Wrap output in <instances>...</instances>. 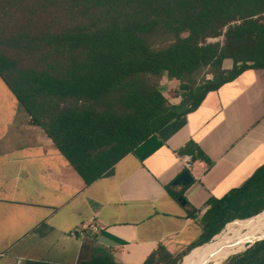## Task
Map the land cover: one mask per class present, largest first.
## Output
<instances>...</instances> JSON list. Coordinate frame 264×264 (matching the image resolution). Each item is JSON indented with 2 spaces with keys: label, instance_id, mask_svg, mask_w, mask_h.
<instances>
[{
  "label": "trees",
  "instance_id": "trees-1",
  "mask_svg": "<svg viewBox=\"0 0 264 264\" xmlns=\"http://www.w3.org/2000/svg\"><path fill=\"white\" fill-rule=\"evenodd\" d=\"M249 68L264 69V0H0V80L84 185ZM162 75L188 84L179 104L160 92ZM182 151L201 154L191 143ZM256 214L264 163L208 201L196 241L178 253L158 244L142 264H180L230 221ZM224 262L264 264V239ZM74 264L119 263L104 254Z\"/></svg>",
  "mask_w": 264,
  "mask_h": 264
},
{
  "label": "crops",
  "instance_id": "crops-1",
  "mask_svg": "<svg viewBox=\"0 0 264 264\" xmlns=\"http://www.w3.org/2000/svg\"><path fill=\"white\" fill-rule=\"evenodd\" d=\"M158 88L177 105L188 84L162 75ZM187 143L201 154L182 151ZM181 155L192 159L187 186L172 184L186 170ZM263 163L264 69L207 92L88 185L0 80V264H74L104 254L142 264L158 244L178 253L200 236L208 201ZM83 222L98 229L79 233Z\"/></svg>",
  "mask_w": 264,
  "mask_h": 264
},
{
  "label": "bare ground",
  "instance_id": "bare-ground-1",
  "mask_svg": "<svg viewBox=\"0 0 264 264\" xmlns=\"http://www.w3.org/2000/svg\"><path fill=\"white\" fill-rule=\"evenodd\" d=\"M240 226L245 225L242 224ZM230 231L231 228H225L221 231V233H219L218 238H213L210 242L198 246L195 248L197 251L193 249L196 252L193 256V261L190 264H208L211 260V255L213 256L221 252H228L229 254L236 249L237 245L244 243L246 240L248 241L262 236L264 234V217L256 218L251 223L246 225V231L244 233L234 235L228 239L224 238V236ZM233 241H238V243L235 245H230ZM193 250H191L189 253H191ZM207 258L209 259L206 262ZM180 264H186L185 260H182Z\"/></svg>",
  "mask_w": 264,
  "mask_h": 264
},
{
  "label": "rangeland",
  "instance_id": "rangeland-1",
  "mask_svg": "<svg viewBox=\"0 0 264 264\" xmlns=\"http://www.w3.org/2000/svg\"><path fill=\"white\" fill-rule=\"evenodd\" d=\"M221 38H212V39H208V41H217V40H220ZM223 68H229L230 67V61L229 60H224V62H223ZM206 76V78L208 79V78H211V75L210 74H206L205 75ZM263 212V211H262ZM261 214V213H260ZM260 214H258V215H260ZM255 216V217H253L252 219H250V220H248V221H238L239 219H234V220H232V221H230V223L228 224V225H226V226H224L222 229H221V231L223 230V229H225V228H231V231L230 232H228L225 236H224V238H226V239H228V238H230V237H232V236H234V235H238V234H242V233H244L245 231H246V225H248L249 223H251L254 219H256V218H263L264 217V215L263 216ZM242 224H244L245 226H240V225H242ZM221 231L219 232V233H221ZM219 233H217L213 238H218V235H219ZM262 236H264V234L262 235ZM262 236H260V237H262ZM212 238V239H213ZM211 239V240H212ZM210 240V241H211ZM210 241H208V242H210ZM247 241V240H246ZM247 243L245 242V243H242V244H239V245H237V247H236V249L233 251V252H231V253H229L228 254V252H221V253H219V254H215V255H213V256H211V260L209 261V263L208 264H224L225 262V260L228 258V257H230L231 255H233V254H236V253H239L240 251H242V249H243V247L246 245ZM197 251V250H196ZM196 251H193V252H191V253H189L188 255H186V256H184L183 258H182V260H185V263L186 264H190V263H192V261H193V256H194V254H195V252ZM181 260V261H182Z\"/></svg>",
  "mask_w": 264,
  "mask_h": 264
},
{
  "label": "water",
  "instance_id": "water-1",
  "mask_svg": "<svg viewBox=\"0 0 264 264\" xmlns=\"http://www.w3.org/2000/svg\"><path fill=\"white\" fill-rule=\"evenodd\" d=\"M191 181H192V176L190 175V173L188 172V170H184V171H182L177 177H176V179H174V181L172 182V184L173 185H181V186H187L189 183H191ZM177 201L180 203V204H184L186 201L184 200V198L182 197V196H180V197H178L177 198ZM258 214H256V215H254V216H252V217H249V218H253V217H255V216H257ZM247 219V218H246ZM244 220V219H243ZM216 235V234H215ZM215 235H213L211 238H210V240L215 236ZM260 239H264V236H262V237H257V238H254V239H252V240H248V241H245L247 244L245 245V247L242 249V251L245 249V248H247L248 246H250L254 241H256V240H260ZM209 240V241H210ZM242 241H243V239H242ZM208 242V241H207ZM244 242V243H245ZM204 243H206V242H204ZM203 243V244H204ZM238 243V241H233L230 245H235V244H237ZM202 245V244H201ZM200 246V245H199ZM197 247V246H196ZM195 248V247H194ZM194 248H192V249H194ZM191 249V250H192ZM190 250V251H191ZM189 251V252H190ZM188 252V253H189ZM241 252V251H240ZM187 253V254H188ZM185 256V255H184ZM183 256V257H184ZM212 256V255H211ZM208 259L209 258H207V260H206V262L208 261Z\"/></svg>",
  "mask_w": 264,
  "mask_h": 264
},
{
  "label": "built area",
  "instance_id": "built-area-1",
  "mask_svg": "<svg viewBox=\"0 0 264 264\" xmlns=\"http://www.w3.org/2000/svg\"><path fill=\"white\" fill-rule=\"evenodd\" d=\"M178 160L182 163V165L184 166V168L186 170L190 169L191 161H192L190 155H181L178 157ZM87 229H91L93 231H96L98 229V226L96 224H93V223L83 222L78 227L79 233H83ZM17 264H19V261H17Z\"/></svg>",
  "mask_w": 264,
  "mask_h": 264
}]
</instances>
